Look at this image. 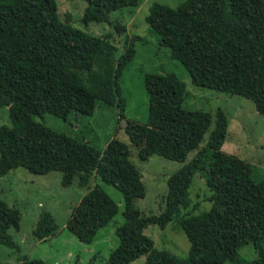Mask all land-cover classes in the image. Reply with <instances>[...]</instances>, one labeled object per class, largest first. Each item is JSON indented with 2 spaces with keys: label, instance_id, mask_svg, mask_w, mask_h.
I'll use <instances>...</instances> for the list:
<instances>
[{
  "label": "trees",
  "instance_id": "1",
  "mask_svg": "<svg viewBox=\"0 0 264 264\" xmlns=\"http://www.w3.org/2000/svg\"><path fill=\"white\" fill-rule=\"evenodd\" d=\"M86 3L82 22L105 23L119 33L125 27L110 20L139 0H81ZM55 0H0V107L9 111L11 127L0 126V176L24 168L35 175L61 173V185L88 189L93 177L115 188L123 198V223L115 228L117 246L105 264H264V179L236 175L237 159L222 151L228 119L222 109L214 114L182 107L186 84L173 72L144 78L148 114L144 124L129 121L125 133L140 161L158 155L185 162L167 180L164 210L142 217L134 201L145 195L130 150L110 139L99 151L83 139L56 132L34 118L45 114L66 120L71 113L92 116L99 96L65 80L56 66L66 62L88 69L103 49V38L89 35L55 16ZM158 38L189 74L194 86L238 95L253 102L264 115V0H184L176 8L154 3L145 17ZM207 135V137H205ZM195 176L204 180L210 203L197 215L182 213L190 206ZM196 208V207H193ZM118 206L99 186L79 217L75 237L91 244L106 227ZM19 211L0 200V241L19 252L8 230H18ZM174 223L189 242L179 258L154 248L145 234L149 225ZM57 225L42 212L32 235L46 241ZM252 245L257 257L237 261L238 251ZM20 264H47L19 257ZM1 264V263H0Z\"/></svg>",
  "mask_w": 264,
  "mask_h": 264
},
{
  "label": "rangeland",
  "instance_id": "2",
  "mask_svg": "<svg viewBox=\"0 0 264 264\" xmlns=\"http://www.w3.org/2000/svg\"><path fill=\"white\" fill-rule=\"evenodd\" d=\"M55 16L72 27L92 36L103 38V49L92 66L81 68L66 62L56 66L62 77L99 96L92 116L71 113L66 120L51 114L34 118L49 129L83 139L102 151L110 139H117L130 150V160L139 171L145 195L134 201V207L142 217L158 215L164 210L167 195V180L187 163L172 161L152 155L145 161L137 157V149L130 143L125 127L130 121L144 124L148 114V98L144 78L150 74L175 73L186 84V98L182 107L187 110H202L214 114L220 108L228 119V131L222 151L237 159L236 175L247 174L253 168V176L264 179V115L256 110L252 101L215 90L196 87L189 74L167 50L159 47L158 38L148 30L145 17L154 3L176 8L184 0H139L137 7H124L110 14V20L125 27L119 33L105 23L85 26L82 16L86 3L81 0H55ZM9 111L0 107V126L11 127ZM206 134L205 137H207ZM61 173L49 172L35 175L24 168L11 170L0 176V200L19 211L18 230L10 228L9 235L19 245V252L0 241V263L20 264L19 257L27 260L40 259L47 264H105L111 250L117 246L115 228L123 223V198L115 188L93 177L88 189L73 184L61 185ZM101 187L117 204L118 209L110 223L100 229L91 244L79 241L72 233L79 217L89 203L94 186ZM204 180L195 176L190 188V206L182 213L194 215L208 210L210 203ZM196 207V208H193ZM48 212L57 225L56 235L46 241H38L32 235L39 215ZM145 234L154 248L166 251L179 258L186 257L189 242L184 234L169 223L164 228L149 225ZM264 250V239L261 242ZM237 261H251L257 257L252 245H246L237 253ZM141 257L131 264H143ZM235 264V263H224Z\"/></svg>",
  "mask_w": 264,
  "mask_h": 264
}]
</instances>
